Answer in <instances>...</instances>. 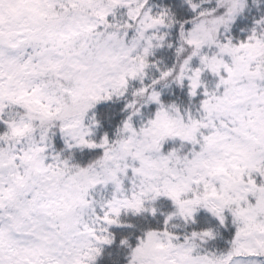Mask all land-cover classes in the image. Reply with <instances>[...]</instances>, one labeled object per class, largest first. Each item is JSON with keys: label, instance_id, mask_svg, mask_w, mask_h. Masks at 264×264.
<instances>
[{"label": "snow or ice", "instance_id": "1", "mask_svg": "<svg viewBox=\"0 0 264 264\" xmlns=\"http://www.w3.org/2000/svg\"><path fill=\"white\" fill-rule=\"evenodd\" d=\"M264 264V0H0V264Z\"/></svg>", "mask_w": 264, "mask_h": 264}, {"label": "trees", "instance_id": "2", "mask_svg": "<svg viewBox=\"0 0 264 264\" xmlns=\"http://www.w3.org/2000/svg\"><path fill=\"white\" fill-rule=\"evenodd\" d=\"M158 2H160V0H158ZM166 2V0H165ZM107 259V255H105V257L101 260L100 264H104V261Z\"/></svg>", "mask_w": 264, "mask_h": 264}]
</instances>
